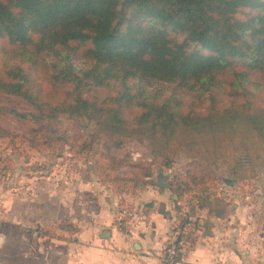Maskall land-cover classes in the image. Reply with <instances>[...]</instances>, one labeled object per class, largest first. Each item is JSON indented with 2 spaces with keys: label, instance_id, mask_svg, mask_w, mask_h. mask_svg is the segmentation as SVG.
<instances>
[{
  "label": "trees",
  "instance_id": "obj_1",
  "mask_svg": "<svg viewBox=\"0 0 264 264\" xmlns=\"http://www.w3.org/2000/svg\"><path fill=\"white\" fill-rule=\"evenodd\" d=\"M0 38V117L26 136L49 141L58 116H85L103 136L109 168L126 161L112 153L125 137H145L156 155L191 157L200 172L170 187L172 230L195 219L189 243L197 229L210 231L199 210H227L203 192L190 210L177 203L206 189L198 158L215 161L230 146L249 158L253 145L264 152V0H0ZM12 131L0 123V137Z\"/></svg>",
  "mask_w": 264,
  "mask_h": 264
},
{
  "label": "crops",
  "instance_id": "obj_2",
  "mask_svg": "<svg viewBox=\"0 0 264 264\" xmlns=\"http://www.w3.org/2000/svg\"><path fill=\"white\" fill-rule=\"evenodd\" d=\"M94 181L67 182L59 189L49 179L43 193L41 181L30 193L2 194L0 264H168L160 249L178 218L169 188L151 180L130 195L138 217L123 232L115 224L121 195ZM255 188L228 197L223 216L199 210L210 231H194L183 260L170 264H264V177L255 180ZM61 221L70 225L61 228ZM34 223L42 234L31 242Z\"/></svg>",
  "mask_w": 264,
  "mask_h": 264
},
{
  "label": "rangeland",
  "instance_id": "obj_3",
  "mask_svg": "<svg viewBox=\"0 0 264 264\" xmlns=\"http://www.w3.org/2000/svg\"><path fill=\"white\" fill-rule=\"evenodd\" d=\"M2 42L0 38V45ZM76 58L80 60L79 54H76ZM17 103L21 108L26 106L23 101L17 100ZM57 121L58 129L49 133V141H36L23 133L25 127L21 123L7 116L0 117V123L13 130L9 136L0 137V202L5 193L15 194L18 190L30 193L32 188L37 189L41 181L39 191L43 193L49 179L59 189L67 182L77 185L78 181L87 180L91 185L95 180L94 182L121 195L117 205V208H121L133 205L129 200L130 195L137 193L151 180H156L158 175H164L169 182V186L164 188H169L173 198L175 194L170 187H180L190 173L200 172L184 150L180 149L169 157L156 155L145 137H125L123 147L112 149V153L117 157L124 155L126 161L115 163L109 168L104 165L109 161L102 154L103 136L94 130L91 120L85 116L67 118L60 115ZM41 138L42 135L39 134L38 139ZM84 142L87 143L83 146ZM246 152L241 147L230 146L226 155L215 161L198 158L200 165L208 170L206 191H201L202 183L183 193L178 198L179 202L177 201L181 204V210L182 207L183 210H190L195 206L201 198V192L207 193L210 200H213L212 205L215 203L218 206L236 191L253 193L256 190L255 180L264 177V167L258 165V162L264 161V152L257 151L255 145L249 152L250 158L246 156ZM234 168L244 176L240 179L231 177ZM254 170L258 172L256 176L252 174ZM178 221L179 218L175 223ZM36 225L40 228L39 223H34L29 231ZM262 229L264 231V226Z\"/></svg>",
  "mask_w": 264,
  "mask_h": 264
},
{
  "label": "built area",
  "instance_id": "obj_4",
  "mask_svg": "<svg viewBox=\"0 0 264 264\" xmlns=\"http://www.w3.org/2000/svg\"><path fill=\"white\" fill-rule=\"evenodd\" d=\"M150 159V158H148ZM138 217V207L135 205H126L119 208L118 216L116 218L115 224L123 232H128L130 227L133 226L135 220ZM194 217H189L187 221L183 223L182 228H177L173 230L170 235H168L161 246L160 256L163 260L168 259L170 261L175 260V262H180L183 260L184 251L189 243V241L183 238L186 230L194 226ZM199 224L201 220L197 221ZM199 226V225H198ZM202 228V227H201ZM41 228L35 226L30 232L31 242H36L39 236H41ZM178 235L182 238L177 239ZM177 239V240H176ZM3 241V236L0 233V244ZM176 252H181L179 257H176Z\"/></svg>",
  "mask_w": 264,
  "mask_h": 264
},
{
  "label": "water",
  "instance_id": "obj_5",
  "mask_svg": "<svg viewBox=\"0 0 264 264\" xmlns=\"http://www.w3.org/2000/svg\"><path fill=\"white\" fill-rule=\"evenodd\" d=\"M153 183L164 188L169 186V182L166 180L164 175H158L156 180H153ZM107 231H104V233Z\"/></svg>",
  "mask_w": 264,
  "mask_h": 264
}]
</instances>
